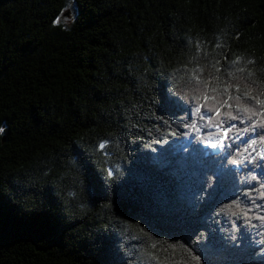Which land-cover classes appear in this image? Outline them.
<instances>
[{"label":"trees","instance_id":"obj_1","mask_svg":"<svg viewBox=\"0 0 264 264\" xmlns=\"http://www.w3.org/2000/svg\"><path fill=\"white\" fill-rule=\"evenodd\" d=\"M213 64L264 88V0H0V264H264V166L185 135Z\"/></svg>","mask_w":264,"mask_h":264},{"label":"snow or ice","instance_id":"obj_2","mask_svg":"<svg viewBox=\"0 0 264 264\" xmlns=\"http://www.w3.org/2000/svg\"><path fill=\"white\" fill-rule=\"evenodd\" d=\"M59 23V19L55 21ZM199 48V45H197ZM218 63V62H217ZM233 64H240V58L232 61ZM247 63H253L252 61H247ZM214 72L209 73V78H202L204 69L202 67H195L189 70V82H194L192 86V91L190 93L191 100L194 102V107L191 109V115L196 117L187 125L189 133L196 132L199 136L200 129L207 127L209 129H215V131H210L207 136H199V138L208 144L213 149H220L221 153L231 156L235 153L238 159L233 162L237 165L251 164L256 160V156L252 153L256 152L259 159L264 160V149L257 151L253 146L258 142L264 145V134H260L257 138H253L256 135L255 130L259 127L264 133V88L259 91H255V80H252V73L248 72L245 77L249 83H232L231 80H240L241 78L235 75V72L229 71V80L221 81L220 77L215 73H219L220 69L216 67V64L212 65ZM236 72H247L244 67L237 68ZM223 85V86H222ZM255 91V94H253ZM222 109H227V111L222 112ZM197 121H202L203 123L198 124ZM232 121H239L240 124H246L247 126L242 129L238 128L236 124L231 123ZM250 122V123H249ZM235 130V131H234ZM3 129H0L2 132ZM247 140H244L241 133H249ZM229 133H233L228 136ZM175 135V133H171ZM213 137L215 141L213 142ZM243 143V149H233V144ZM101 148L104 145H100ZM227 148L229 151L223 153V150ZM251 149V151H249ZM247 153V155H245ZM109 175L112 172L109 171ZM253 179H256L253 176ZM264 187V185H262ZM248 195H251L250 193ZM260 198L264 199V192L260 193ZM236 208H240L239 201L235 202ZM232 207V205H229ZM251 209L241 210L238 219H245L250 222L252 219L249 217L248 212ZM236 215V213H232ZM259 220L264 221V216L256 217ZM255 227V225H253ZM143 232L144 230L141 229ZM145 236L149 233L144 232ZM152 249H156L157 252L163 253V255H157L154 252H149V257L156 262V264H200V258L198 256L192 255L191 252L184 248L183 246H178L176 244L164 243L158 246L156 242L151 244ZM177 253L179 257L177 258Z\"/></svg>","mask_w":264,"mask_h":264},{"label":"rangeland","instance_id":"obj_3","mask_svg":"<svg viewBox=\"0 0 264 264\" xmlns=\"http://www.w3.org/2000/svg\"><path fill=\"white\" fill-rule=\"evenodd\" d=\"M228 136H231V135L228 134ZM213 142H214V141H213Z\"/></svg>","mask_w":264,"mask_h":264}]
</instances>
